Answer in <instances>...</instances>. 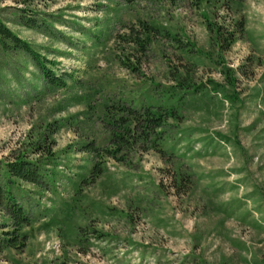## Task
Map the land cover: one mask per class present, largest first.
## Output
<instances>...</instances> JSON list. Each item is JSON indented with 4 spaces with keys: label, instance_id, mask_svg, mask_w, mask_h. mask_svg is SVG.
I'll use <instances>...</instances> for the list:
<instances>
[{
    "label": "rangeland",
    "instance_id": "374dc122",
    "mask_svg": "<svg viewBox=\"0 0 264 264\" xmlns=\"http://www.w3.org/2000/svg\"><path fill=\"white\" fill-rule=\"evenodd\" d=\"M205 15L226 26L245 21L223 55L226 67L249 72L238 76L243 106L222 108L220 96L206 109L198 102L159 131L166 154L139 143L124 165L105 157L106 107L140 109L172 85L171 71L191 68L197 85L223 83L205 56ZM0 20L78 82L52 89L31 57L0 47V183L5 165L44 136L53 153L45 169L56 173L42 188L16 181L32 225L26 247L4 252L0 264H264V0H245L237 15L192 0H0ZM140 22L178 42L159 36L139 54L124 38ZM89 144L101 157L84 150ZM95 165L105 172L97 180ZM70 207L81 210L72 220ZM10 231L0 208V233Z\"/></svg>",
    "mask_w": 264,
    "mask_h": 264
},
{
    "label": "trees",
    "instance_id": "16d2710c",
    "mask_svg": "<svg viewBox=\"0 0 264 264\" xmlns=\"http://www.w3.org/2000/svg\"><path fill=\"white\" fill-rule=\"evenodd\" d=\"M124 1L127 3L133 2V0ZM192 1H194L196 7L203 5L207 7L220 6L227 12L236 15L239 14L245 3V0ZM205 19L210 35V52L205 56L207 60L219 68L223 83L220 84L210 80L206 84L197 85L191 68L183 69V71H171L170 80L172 85L162 90L158 99H146L145 104L140 109L125 106L106 107L105 119L107 120L106 124L111 139L110 148L105 149L103 152L105 157L124 165L128 154L139 143L151 146L159 154H166V151L160 149L159 142L162 140V135L159 131L165 127L169 120L178 122L183 120V112L189 110L191 106L198 102L202 103L200 109H206L220 96L221 99L217 100L222 108L225 104L231 109L243 106L244 100H242L243 94L240 91L238 76L240 74L244 78H249V72L245 66L239 70L226 67L223 62V55L230 51L238 36L244 33L245 21L239 18L226 26L219 22H211L208 15H205ZM21 24L30 29L37 26V23L32 19H23ZM159 36H165L178 42L164 27L146 22L139 23L138 31L135 28L131 29L129 38H124V42L132 46L139 54L145 56L152 41ZM0 47L5 52H23L31 57L41 73L42 80L52 89H66L69 81L78 84L73 73L65 72L58 75L50 68L54 63L35 52L28 43L14 34L2 20H0ZM252 63L254 62L252 61ZM194 65L197 66L198 62ZM112 110H115V112H112ZM218 138L228 142L225 137L218 136ZM47 141L48 139L44 136L43 139L31 145L30 153L22 152L12 162L5 165L4 176L1 175V177H4L5 182L0 183V208L11 219L12 231L0 233V255L10 250L24 249L28 242V234L23 231L32 225L26 210L19 205L12 191L16 181L42 188L52 182L50 178L56 176L53 171L49 175L45 169L46 166H49V158H53L52 148L47 146ZM84 150L101 157L99 150L93 144L86 145ZM170 152L171 155H175L172 149ZM31 154L39 157L36 160H31ZM42 156H45L47 160L43 161ZM103 175H105V172L99 165L93 166L90 170V176L93 180H97ZM179 181H183L181 175H179ZM79 209V207L76 210L75 207H70L67 219L72 220L75 216L73 212H80ZM83 213L85 212L83 211ZM54 224L51 223L50 226Z\"/></svg>",
    "mask_w": 264,
    "mask_h": 264
}]
</instances>
